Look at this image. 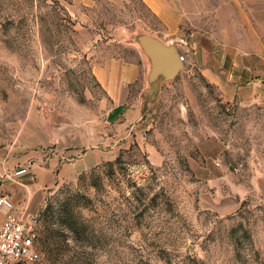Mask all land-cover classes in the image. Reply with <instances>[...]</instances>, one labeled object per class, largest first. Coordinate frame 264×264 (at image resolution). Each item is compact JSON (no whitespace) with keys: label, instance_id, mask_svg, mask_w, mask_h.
Instances as JSON below:
<instances>
[{"label":"rangeland","instance_id":"rangeland-1","mask_svg":"<svg viewBox=\"0 0 264 264\" xmlns=\"http://www.w3.org/2000/svg\"><path fill=\"white\" fill-rule=\"evenodd\" d=\"M238 13L187 19L179 75L114 98L97 70L165 30L144 0H0L5 159L95 157L46 194L40 259L13 264H264V105L228 98L242 88Z\"/></svg>","mask_w":264,"mask_h":264},{"label":"crops","instance_id":"crops-1","mask_svg":"<svg viewBox=\"0 0 264 264\" xmlns=\"http://www.w3.org/2000/svg\"><path fill=\"white\" fill-rule=\"evenodd\" d=\"M164 23L161 37L180 45L187 19L229 18L232 12L242 17V88L228 98H241L243 104L264 105V0H144ZM77 5H92L95 0H72ZM204 3V5H201ZM233 8V9H232ZM251 51L256 57L250 58ZM148 59L111 60L97 70L98 79L114 98H124L125 85L137 80L146 83ZM236 93H238L236 95ZM67 154V153H66ZM0 150V195H5L15 207L25 208L27 214L38 213L46 194L57 183L76 178L95 162L93 153L85 150L73 156L50 154L29 163L6 160ZM100 158V157H99ZM27 166L28 171L14 175L16 169ZM6 214L0 209V224Z\"/></svg>","mask_w":264,"mask_h":264},{"label":"built area","instance_id":"built-area-1","mask_svg":"<svg viewBox=\"0 0 264 264\" xmlns=\"http://www.w3.org/2000/svg\"><path fill=\"white\" fill-rule=\"evenodd\" d=\"M181 58L184 60L185 56L181 54ZM27 171L28 167L22 166L15 170L14 175ZM0 209L6 214L0 224V264H13L21 259H40V214H27L25 208L15 207L5 195H0Z\"/></svg>","mask_w":264,"mask_h":264},{"label":"water","instance_id":"water-1","mask_svg":"<svg viewBox=\"0 0 264 264\" xmlns=\"http://www.w3.org/2000/svg\"><path fill=\"white\" fill-rule=\"evenodd\" d=\"M136 42L149 62L144 91L152 94L162 83L175 79L185 63L179 47L172 40H165L152 32H141Z\"/></svg>","mask_w":264,"mask_h":264}]
</instances>
